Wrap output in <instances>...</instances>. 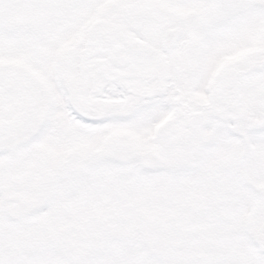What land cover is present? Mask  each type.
<instances>
[{"label": "snow or ice", "instance_id": "snow-or-ice-1", "mask_svg": "<svg viewBox=\"0 0 264 264\" xmlns=\"http://www.w3.org/2000/svg\"><path fill=\"white\" fill-rule=\"evenodd\" d=\"M0 264H264V0H0Z\"/></svg>", "mask_w": 264, "mask_h": 264}]
</instances>
